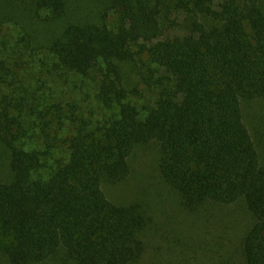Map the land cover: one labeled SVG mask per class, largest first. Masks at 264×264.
I'll use <instances>...</instances> for the list:
<instances>
[{
  "label": "trees",
  "instance_id": "16d2710c",
  "mask_svg": "<svg viewBox=\"0 0 264 264\" xmlns=\"http://www.w3.org/2000/svg\"><path fill=\"white\" fill-rule=\"evenodd\" d=\"M58 78L74 80L59 96ZM263 97L264 0H0V264H145L155 209L108 187L152 143L183 209L248 208L245 262L264 264L242 107Z\"/></svg>",
  "mask_w": 264,
  "mask_h": 264
},
{
  "label": "rangeland",
  "instance_id": "374dc122",
  "mask_svg": "<svg viewBox=\"0 0 264 264\" xmlns=\"http://www.w3.org/2000/svg\"><path fill=\"white\" fill-rule=\"evenodd\" d=\"M170 33L181 34L183 30L178 27ZM47 81L44 89L48 92L51 87L53 94L59 96L61 91L72 89L74 80L58 78ZM86 82V86L80 85L75 93L79 96V102L88 107L93 96L94 83L88 78ZM242 107L251 136L264 159V97L244 101ZM2 151L0 146V176L4 169L7 171V161ZM158 157L157 145L152 143L140 146L131 159L130 177L116 186L108 187L109 196L113 200H139L143 206L155 209L154 225L145 233L148 246L145 262L246 264L244 239L254 222L248 208L243 203L214 204L199 212L186 211L180 206L169 185L160 178ZM7 177L8 173L3 179Z\"/></svg>",
  "mask_w": 264,
  "mask_h": 264
}]
</instances>
